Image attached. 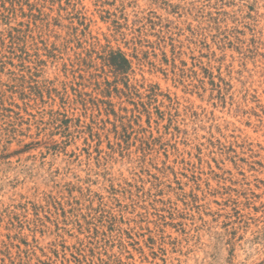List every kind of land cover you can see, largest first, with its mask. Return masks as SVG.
<instances>
[{
	"label": "rangeland",
	"instance_id": "374dc122",
	"mask_svg": "<svg viewBox=\"0 0 264 264\" xmlns=\"http://www.w3.org/2000/svg\"><path fill=\"white\" fill-rule=\"evenodd\" d=\"M61 4L9 12L49 57L11 45L0 8V264H264V0ZM107 45L158 86L145 108L88 76L116 84Z\"/></svg>",
	"mask_w": 264,
	"mask_h": 264
},
{
	"label": "trees",
	"instance_id": "16d2710c",
	"mask_svg": "<svg viewBox=\"0 0 264 264\" xmlns=\"http://www.w3.org/2000/svg\"><path fill=\"white\" fill-rule=\"evenodd\" d=\"M43 1H47V0H43ZM62 0H57L58 5L60 8H63L62 4H61ZM6 2L9 3V6L6 5ZM66 4L69 5V0H65ZM14 3H16V0H0V8H2L3 13H7V15H5V20L4 23L5 24H9L10 23V19L11 17L9 16V12H11V10H13V5ZM36 4L40 3L39 1L35 2ZM1 12V9H0ZM26 17L29 18V20H26L25 25L27 26V33H25V31H22L20 29H16L13 26L8 25V27L6 28V35L7 38L9 39V42L11 43V45L13 44H17L18 50L22 53V54H27L28 55V49L33 48L32 46H35V49H41L37 46L38 43H41L43 46V49L47 51L46 55L52 56V50L55 49V43L51 42L49 43V39H45L44 36L42 35L41 32L37 33V29H39V25L37 24V18L35 17V15L33 13H28L26 14ZM32 25V27H31ZM13 31H15L17 33L14 34ZM36 32L35 35L31 34L32 32ZM71 35L76 36L75 31L73 33H71ZM27 37H29L31 39V45H29V43H27ZM77 38V37H76ZM79 40V38H77ZM4 40L5 39H1V48H0V61L1 58L3 57L2 55V50L3 48L6 46L4 44ZM15 40H18V42H15ZM97 42V44H99V40L95 41ZM109 47V49H103L104 54L103 55H99V58L101 59V62L99 63V69L102 70V72L105 73V67H107V69H109L110 72H112V76H113V81L116 82V84L111 87L109 86V81L107 80V77H104V79H102V81L99 79L101 75H98V73H92V72H87L88 76L90 77V79L94 80V84L96 86H98V88L100 89V87L102 86L103 83H105V85H108L107 87H105L103 90H101V94H103V96H111V91L112 90H116L121 92L122 94H124L125 96H131L134 95L135 97H137L139 100L133 104H140L142 107L145 108L146 104L145 102L142 101V97L143 96H148V97H155L157 98V96L159 95V93L157 92L158 90V86L157 85H144V84H130L129 83V74L131 72H133L132 70V60L129 59V57L127 56V54L125 52H123L121 49L116 48V49H112L110 45H107ZM104 47V45H103ZM19 58H21V56H19ZM89 58V57H88ZM87 56L86 58H82L84 61H88V63L91 61L88 60ZM79 60V59H78ZM44 62V61H41ZM86 63V64H88ZM89 65V64H88ZM96 67V66H95ZM31 68H29L28 71V79L32 78L33 76V72L30 71ZM98 70V69H96ZM35 74V73H34ZM13 80H16V78H14ZM21 80L22 82L25 81V75L21 76ZM121 84L122 87H117V84ZM64 86V89L66 91V82L62 83ZM139 85V87H138ZM4 86H7V84H1L0 86V112H4V111H11L14 112L12 110H9L7 107L4 106L5 101H7V99H12L11 96H6V91L2 88ZM71 86V85H70ZM113 88V89H111ZM141 89H143L141 91ZM35 95L38 96V93H41V87L36 86V90H35ZM168 100L171 101V98L169 96H167ZM25 105H29L28 103H25ZM114 112V111H113ZM16 114V113H15ZM0 115L2 116H6L3 113H0ZM55 115L56 118H55ZM59 115L65 116V113H62L60 111H56L53 112L51 114V117L54 119H57V121H59L60 123H62V125L65 126V128L69 127L68 121H70V119H59ZM114 116H117L116 113H114ZM11 118V117H10ZM15 121L10 120L9 121V125H14ZM116 128V126H114ZM123 128H125V126H123ZM16 128L12 127V129H10L9 132H14ZM89 134L90 136L93 135H98V133L93 131L92 126H89ZM7 134V133H6ZM1 135V134H0ZM7 137H10L9 135H7ZM56 143V141H54ZM58 145V144H56ZM25 147H30V143L27 144ZM22 151V150H21ZM49 198H55V196L50 195ZM89 200V199H88ZM93 200H89V203L92 204ZM90 204V205H91ZM93 209V207H91ZM45 255V254H44ZM46 256V255H45Z\"/></svg>",
	"mask_w": 264,
	"mask_h": 264
}]
</instances>
